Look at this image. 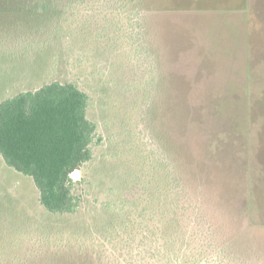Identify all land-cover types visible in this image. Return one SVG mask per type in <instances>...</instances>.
Wrapping results in <instances>:
<instances>
[{
  "label": "rangeland",
  "instance_id": "374dc122",
  "mask_svg": "<svg viewBox=\"0 0 264 264\" xmlns=\"http://www.w3.org/2000/svg\"><path fill=\"white\" fill-rule=\"evenodd\" d=\"M150 1L0 0V103L75 83L97 127L73 214L0 157V264H264V0Z\"/></svg>",
  "mask_w": 264,
  "mask_h": 264
},
{
  "label": "trees",
  "instance_id": "16d2710c",
  "mask_svg": "<svg viewBox=\"0 0 264 264\" xmlns=\"http://www.w3.org/2000/svg\"><path fill=\"white\" fill-rule=\"evenodd\" d=\"M231 2L233 8L227 11L244 12L249 7V0ZM89 107L90 97L77 84L60 82L0 103V157L10 168L32 178L40 204L50 214L78 210L73 175L92 161L97 129L88 119Z\"/></svg>",
  "mask_w": 264,
  "mask_h": 264
},
{
  "label": "crops",
  "instance_id": "0c3cea01",
  "mask_svg": "<svg viewBox=\"0 0 264 264\" xmlns=\"http://www.w3.org/2000/svg\"><path fill=\"white\" fill-rule=\"evenodd\" d=\"M211 0L203 3L194 2L193 0H151L149 4V11L161 12V11H176L181 12L186 8H192L193 11H210V10H220L228 12L227 8L231 10L234 5L231 0ZM213 2H218L216 6H213ZM201 7L206 9H201Z\"/></svg>",
  "mask_w": 264,
  "mask_h": 264
}]
</instances>
